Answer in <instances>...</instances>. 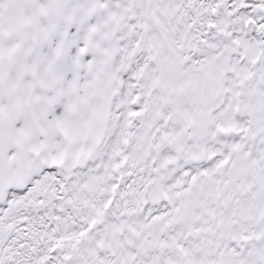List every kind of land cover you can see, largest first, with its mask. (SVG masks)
<instances>
[{
  "label": "snow or ice",
  "instance_id": "snow-or-ice-1",
  "mask_svg": "<svg viewBox=\"0 0 264 264\" xmlns=\"http://www.w3.org/2000/svg\"><path fill=\"white\" fill-rule=\"evenodd\" d=\"M0 264H264V0H0Z\"/></svg>",
  "mask_w": 264,
  "mask_h": 264
}]
</instances>
